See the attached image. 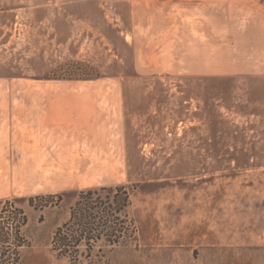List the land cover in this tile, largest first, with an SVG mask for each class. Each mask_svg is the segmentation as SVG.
I'll return each instance as SVG.
<instances>
[{"label": "rangeland", "instance_id": "1", "mask_svg": "<svg viewBox=\"0 0 264 264\" xmlns=\"http://www.w3.org/2000/svg\"><path fill=\"white\" fill-rule=\"evenodd\" d=\"M119 186L125 234L90 264H264V0H0L21 264H68L52 238L80 191Z\"/></svg>", "mask_w": 264, "mask_h": 264}, {"label": "trees", "instance_id": "2", "mask_svg": "<svg viewBox=\"0 0 264 264\" xmlns=\"http://www.w3.org/2000/svg\"><path fill=\"white\" fill-rule=\"evenodd\" d=\"M101 191L107 192L103 195ZM42 198L31 197L29 201L36 205L35 201ZM129 205V193L122 186L81 190L71 206L70 218L54 233V251L67 257L68 264H81L83 258L90 264L99 241L105 240L111 246L121 243L125 233L119 225ZM28 221V214L17 200H0V264H21L29 245L25 234Z\"/></svg>", "mask_w": 264, "mask_h": 264}, {"label": "crops", "instance_id": "3", "mask_svg": "<svg viewBox=\"0 0 264 264\" xmlns=\"http://www.w3.org/2000/svg\"><path fill=\"white\" fill-rule=\"evenodd\" d=\"M24 95H26V94H24ZM29 96L32 97V100L33 101L34 100L40 101L42 99H44V100L46 99V100L53 101V100H56L57 99V98H55V97H57V94H50V93H46V94L45 93H34V94L29 95ZM45 97H47V98H45ZM35 106H37V105H35Z\"/></svg>", "mask_w": 264, "mask_h": 264}]
</instances>
